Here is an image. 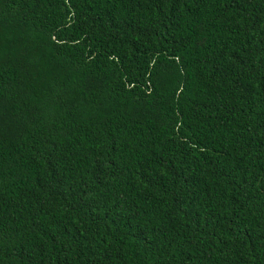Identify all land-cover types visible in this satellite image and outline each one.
<instances>
[{
    "label": "trees",
    "instance_id": "16d2710c",
    "mask_svg": "<svg viewBox=\"0 0 264 264\" xmlns=\"http://www.w3.org/2000/svg\"><path fill=\"white\" fill-rule=\"evenodd\" d=\"M0 264H264V0H0Z\"/></svg>",
    "mask_w": 264,
    "mask_h": 264
}]
</instances>
